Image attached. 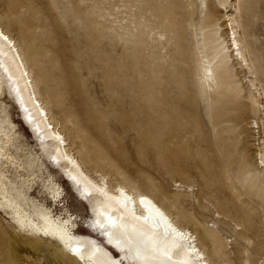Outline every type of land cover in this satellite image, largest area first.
Segmentation results:
<instances>
[{
	"label": "rangeland",
	"instance_id": "1",
	"mask_svg": "<svg viewBox=\"0 0 264 264\" xmlns=\"http://www.w3.org/2000/svg\"><path fill=\"white\" fill-rule=\"evenodd\" d=\"M231 5L253 74L229 46ZM0 23L87 168L151 192L178 222L216 221L228 248L211 264L264 261V0H0ZM136 78L152 79L159 106L174 104L176 115L151 113ZM12 90L0 70V147L8 132L3 148L21 165L0 156L6 196L103 244L92 208L48 160ZM67 253L22 228L0 193V264H75Z\"/></svg>",
	"mask_w": 264,
	"mask_h": 264
},
{
	"label": "bare ground",
	"instance_id": "2",
	"mask_svg": "<svg viewBox=\"0 0 264 264\" xmlns=\"http://www.w3.org/2000/svg\"><path fill=\"white\" fill-rule=\"evenodd\" d=\"M233 7L230 13L225 14L229 21L225 25L229 46L241 65H245L248 72L253 74L239 41L240 24L232 13L236 9ZM207 10L212 14L213 6H209ZM225 49L228 50V47L222 48V52ZM0 70L11 82L24 122L29 125L36 139L49 149L48 160L74 186L76 196L85 199L92 208V225L97 236L103 239V244L93 241L87 245L83 238L70 232L63 223H52L41 214L27 212L20 203L6 196V175L0 169V193L5 202L13 207L22 228H29L44 237L61 242L68 250V258L75 264H211V254L222 255L227 250V238L218 234L216 221L212 225H204L193 217L186 216L184 223L178 222L170 208L151 192L131 186L125 178H118L110 183L106 174L85 166L73 147L74 143L67 142L62 126L49 115L46 105L38 98L26 59L1 23ZM204 71L209 73L211 69L204 68ZM174 74L168 72L167 76L174 78ZM254 81L255 77L249 80L251 87L254 86ZM134 83L137 92L139 91L138 98L148 105L151 113L171 117L176 115L174 104L159 106L152 79L136 78ZM1 135L6 140L5 145L0 147L1 164L4 162L20 168L21 165H16L18 161L3 148L10 141V134L3 132ZM208 161L213 163L214 157L210 156ZM261 163L264 164L263 155ZM35 215L40 223L34 221ZM215 217L226 219V215L219 212L215 213ZM196 224L210 245V252L206 249L207 245L198 238ZM190 225L193 229H190ZM234 226L237 227L236 224ZM244 264L249 262L245 261ZM258 264H264V261Z\"/></svg>",
	"mask_w": 264,
	"mask_h": 264
}]
</instances>
